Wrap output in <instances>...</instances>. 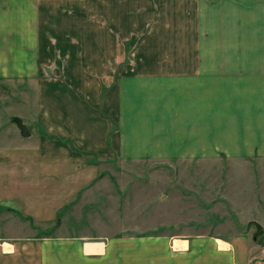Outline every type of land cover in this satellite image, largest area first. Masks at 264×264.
Listing matches in <instances>:
<instances>
[{
  "label": "crops",
  "instance_id": "obj_1",
  "mask_svg": "<svg viewBox=\"0 0 264 264\" xmlns=\"http://www.w3.org/2000/svg\"><path fill=\"white\" fill-rule=\"evenodd\" d=\"M85 4L103 6L105 28L86 33L90 44L104 33L105 57L66 63L62 72L85 98L90 83L96 106L104 86L103 112L43 113L46 132L34 141L26 139L29 125L23 136L7 124L12 136L4 138L14 141L0 143V264H264L260 184L253 201L261 217L243 219V207L225 193L241 223H255L232 236L42 234L68 209L86 219L81 212L110 194L113 157L210 162L227 175L245 165L264 171V0H0V79L42 75L49 30H59L67 6L80 7L81 17ZM113 121L119 128L110 140ZM256 223L263 228L257 241Z\"/></svg>",
  "mask_w": 264,
  "mask_h": 264
},
{
  "label": "rangeland",
  "instance_id": "obj_2",
  "mask_svg": "<svg viewBox=\"0 0 264 264\" xmlns=\"http://www.w3.org/2000/svg\"><path fill=\"white\" fill-rule=\"evenodd\" d=\"M85 5L86 8H82L84 13H80L81 17L78 12L80 7L67 6L64 18L58 19L61 23L58 25L59 30H49L51 41L47 44V52L43 53L44 63L40 65L39 61L38 66L39 74L42 75L34 79L17 78L14 81L0 79V143L14 141L4 138L12 136L7 124L14 125L20 133L15 117L22 118L25 124L33 129V136L26 139L34 141L41 132H46V125L42 121L45 115L43 113L54 114L59 108L68 112L74 110L73 108L79 110L80 107L89 106L98 107L103 112L107 94L104 86L101 92L103 100L96 106L94 98H87L93 97V86L89 83L84 89L87 91L83 94L85 98L79 94V84L62 72L66 63L77 60L87 63V60L98 61L105 57L102 48L105 44L104 33L98 30L91 36V39H95V44L87 43L86 33L89 27L105 28L103 6L97 5L96 9L89 10L88 4ZM64 39L65 43L70 40L82 42L80 45H73L71 41L69 45L61 44ZM76 47H80V51H77ZM27 61L28 59L26 66ZM25 69L29 71L28 67ZM39 79L44 82H37ZM62 86H66L68 90H63ZM67 92L76 95L77 99H72ZM118 128V123L113 121L109 133L110 140ZM112 159V162L106 163V166H112L110 194L99 196L97 203L90 205L89 211L81 212L86 219L74 218L78 213L68 209L62 212L60 219L58 218L59 225L56 220L53 221V225L48 226L46 231L43 230L42 234L50 236L92 233L114 236L123 233L147 235L178 231L232 236L236 231L247 232L250 224L241 223L237 212L226 200L225 193H230L233 205L243 207V219L250 212L261 217L253 201V188L255 184H260L264 190L263 170L254 168L253 172H249L248 166L245 165L236 167L234 172L231 170L227 175L226 168L223 170L220 164L210 162L184 164L148 161L120 164L116 161L118 156L117 159ZM222 178L225 179L224 182ZM261 196L263 197L262 193ZM168 222L171 223L170 226L161 224ZM157 223L161 226L155 225ZM254 230L255 233L257 227H254ZM260 242L264 244V235L260 237Z\"/></svg>",
  "mask_w": 264,
  "mask_h": 264
},
{
  "label": "water",
  "instance_id": "obj_3",
  "mask_svg": "<svg viewBox=\"0 0 264 264\" xmlns=\"http://www.w3.org/2000/svg\"><path fill=\"white\" fill-rule=\"evenodd\" d=\"M14 120H15L17 126L20 128L21 134L23 136H29L31 134L28 126L23 122V119L22 118L15 117ZM256 225H257L258 229L254 233V236H253L255 241H257L258 238L260 237V235L263 233V228L258 223H256Z\"/></svg>",
  "mask_w": 264,
  "mask_h": 264
}]
</instances>
